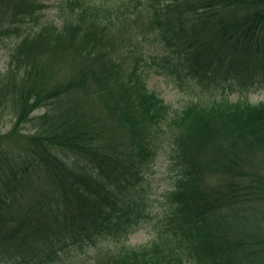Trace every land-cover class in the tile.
<instances>
[{
  "label": "trees",
  "instance_id": "trees-1",
  "mask_svg": "<svg viewBox=\"0 0 264 264\" xmlns=\"http://www.w3.org/2000/svg\"><path fill=\"white\" fill-rule=\"evenodd\" d=\"M64 2L56 25L40 20L43 0H0V45L14 41L0 72L14 118L0 134V260L54 264L67 245L130 233L165 125L166 228L100 264H264V102L192 103L171 119L145 85L149 73L205 92L255 80L264 0Z\"/></svg>",
  "mask_w": 264,
  "mask_h": 264
},
{
  "label": "rangeland",
  "instance_id": "rangeland-1",
  "mask_svg": "<svg viewBox=\"0 0 264 264\" xmlns=\"http://www.w3.org/2000/svg\"><path fill=\"white\" fill-rule=\"evenodd\" d=\"M65 0H43L42 22L48 21L60 24L68 16V8ZM98 4L111 5L115 0H93ZM14 41H5L0 45V72L8 66V55ZM148 91L162 101L168 108L170 118L179 115L189 104L199 103L202 106H211L216 102L229 101L231 103L242 102L259 104L264 102V70L255 80H245L243 83H231L224 89L205 92L197 89L192 83L184 80H172L169 76L149 73L145 78ZM6 110L0 109V134L10 131L14 123L12 115ZM40 114V111L34 114ZM167 118V120H170ZM35 123V120H34ZM165 133L158 142L161 146L158 158L152 164L150 171L140 184L141 212L143 217L139 223L126 236L119 238L100 239L95 244L82 243L70 244L63 248L57 255L58 260L54 264H100L109 255L118 254L138 247H147L159 239L162 231L166 228L165 219L169 214L165 200L167 192L171 189L172 177L168 166V154L171 146V129L164 125ZM24 135L32 134V124L26 123L21 128ZM250 235H262L260 230L249 229ZM164 247L173 250L172 254L180 255L182 251L174 249L173 238L169 232L164 235ZM176 248V246H175ZM180 253V254H179ZM0 264H9L2 262Z\"/></svg>",
  "mask_w": 264,
  "mask_h": 264
}]
</instances>
